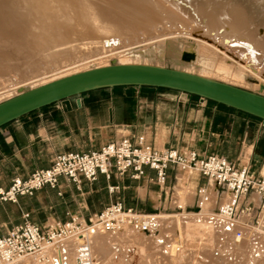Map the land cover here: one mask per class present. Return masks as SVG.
<instances>
[{
  "label": "crops",
  "instance_id": "1",
  "mask_svg": "<svg viewBox=\"0 0 264 264\" xmlns=\"http://www.w3.org/2000/svg\"><path fill=\"white\" fill-rule=\"evenodd\" d=\"M138 135L156 148L196 150L202 156L216 153L239 167L248 166L255 176H264V121L177 91L120 86L63 99L1 126L0 188L6 189L12 178L25 179L35 170L48 168L58 153L97 150L107 142ZM201 187L209 200L198 208L196 193ZM227 197L228 191L196 172L169 168L165 184L159 185L152 170L145 169L143 177L132 179L111 168L109 178L99 175L94 182L75 183L59 177L54 188L20 196L15 203L0 201V236L19 225L24 214L44 227L66 221L70 215L87 222L114 202L140 215L172 217L164 213L180 211L189 212L181 216L217 217ZM261 206V198L250 193L242 198L236 220L230 224L264 230ZM156 229L139 230L153 235Z\"/></svg>",
  "mask_w": 264,
  "mask_h": 264
},
{
  "label": "bare ground",
  "instance_id": "2",
  "mask_svg": "<svg viewBox=\"0 0 264 264\" xmlns=\"http://www.w3.org/2000/svg\"><path fill=\"white\" fill-rule=\"evenodd\" d=\"M167 46L172 68L264 93V0H0V96L112 57L163 66ZM183 52L194 60L182 61ZM126 227L122 219L116 232ZM63 245L57 264L69 261Z\"/></svg>",
  "mask_w": 264,
  "mask_h": 264
},
{
  "label": "built area",
  "instance_id": "3",
  "mask_svg": "<svg viewBox=\"0 0 264 264\" xmlns=\"http://www.w3.org/2000/svg\"><path fill=\"white\" fill-rule=\"evenodd\" d=\"M111 168L117 174H129L132 179L143 177L145 169L152 170L159 185L165 184L169 168L196 172L228 191V197L216 212L218 218L228 223L236 220L242 198L250 193L261 198V208L264 209V176H255L248 166L239 167L216 153L202 156L196 150L156 148L142 135L125 136L107 142L97 150L58 153L48 168L35 170L25 179L12 178L6 189L0 188V201L15 203L20 196H31L44 187L54 188L59 177L75 183L80 179L94 182L99 175L109 178ZM196 194L197 207L202 208L209 200L207 190L201 187ZM141 216L132 209H126L122 202L108 205L87 222L70 215L68 220L48 227L32 223L29 215L24 214L19 225L0 236V264H13L29 256L49 263L47 250L71 237L79 240L74 264H94L89 236L98 231H118L122 219H126L127 225L135 224L142 232H149L150 225ZM237 237H240L239 232ZM59 264H63L62 257Z\"/></svg>",
  "mask_w": 264,
  "mask_h": 264
},
{
  "label": "rangeland",
  "instance_id": "4",
  "mask_svg": "<svg viewBox=\"0 0 264 264\" xmlns=\"http://www.w3.org/2000/svg\"><path fill=\"white\" fill-rule=\"evenodd\" d=\"M165 51L160 65L174 67L168 46ZM117 61L112 57L108 63L114 64ZM15 87L9 95H1L0 102L31 88L30 85L24 84ZM241 87L260 93V90ZM184 213L180 211L164 213L172 217L162 214L149 215L151 228H158L153 235L143 234L135 224L130 225L131 230L119 231L121 233L98 231L91 234L89 242L95 264H264V230L240 223L228 224L222 219L202 214L181 216ZM237 231L241 233L240 237H237ZM97 235L101 237L98 238ZM95 239L101 246V252L96 255ZM78 242L77 237H71L58 245L66 243L61 249L67 252L68 264L73 262L72 249L75 250ZM48 251L49 264H57L56 246ZM24 259L28 261L26 264H47L39 262L35 256L22 258L13 264H23Z\"/></svg>",
  "mask_w": 264,
  "mask_h": 264
},
{
  "label": "water",
  "instance_id": "5",
  "mask_svg": "<svg viewBox=\"0 0 264 264\" xmlns=\"http://www.w3.org/2000/svg\"><path fill=\"white\" fill-rule=\"evenodd\" d=\"M194 58L193 53L181 54V60L185 62ZM120 86L177 91L224 105L264 121V95L261 93L172 67L144 63H114L54 79L0 102V127L63 99L93 90Z\"/></svg>",
  "mask_w": 264,
  "mask_h": 264
},
{
  "label": "trees",
  "instance_id": "6",
  "mask_svg": "<svg viewBox=\"0 0 264 264\" xmlns=\"http://www.w3.org/2000/svg\"><path fill=\"white\" fill-rule=\"evenodd\" d=\"M191 96H192V95H191ZM194 97H197V96H194ZM197 98H199V97H197ZM207 101L210 102V103H212V104H214V105L220 106V107H222V108H225V109H228V110H232V111H235V112H239V113L245 114V113H243V112H240V111H237V110H235V109H232V108L226 107V106H224V105L217 104V103L212 102V101H209V100H207ZM245 115L250 116V115H248V114H245ZM250 117H253V116H250ZM253 118H255V117H253ZM255 119H258V118H255ZM259 120H260V119H259Z\"/></svg>",
  "mask_w": 264,
  "mask_h": 264
}]
</instances>
